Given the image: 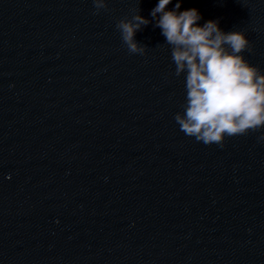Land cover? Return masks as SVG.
<instances>
[{
    "label": "clouds",
    "instance_id": "clouds-1",
    "mask_svg": "<svg viewBox=\"0 0 264 264\" xmlns=\"http://www.w3.org/2000/svg\"><path fill=\"white\" fill-rule=\"evenodd\" d=\"M99 12L106 0H93ZM158 0L150 13L171 46L175 75L185 76L186 102L174 117L180 130L205 145L223 146L225 137L246 135L264 128V73L242 55L250 51L242 31L225 33L218 21L199 26L198 10L181 8L177 0ZM157 14H160L159 16ZM150 21L139 14L120 20L116 27L128 51L143 55L146 47L134 39ZM264 140V136L259 137Z\"/></svg>",
    "mask_w": 264,
    "mask_h": 264
}]
</instances>
